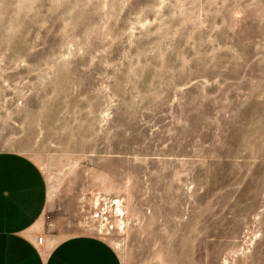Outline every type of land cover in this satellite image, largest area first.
Returning <instances> with one entry per match:
<instances>
[{
    "label": "rangeland",
    "instance_id": "374dc122",
    "mask_svg": "<svg viewBox=\"0 0 264 264\" xmlns=\"http://www.w3.org/2000/svg\"><path fill=\"white\" fill-rule=\"evenodd\" d=\"M2 153L72 264H264V0H0Z\"/></svg>",
    "mask_w": 264,
    "mask_h": 264
},
{
    "label": "crops",
    "instance_id": "0c3cea01",
    "mask_svg": "<svg viewBox=\"0 0 264 264\" xmlns=\"http://www.w3.org/2000/svg\"><path fill=\"white\" fill-rule=\"evenodd\" d=\"M46 196L40 170L20 154H0V264H72L69 237L37 242Z\"/></svg>",
    "mask_w": 264,
    "mask_h": 264
},
{
    "label": "bare ground",
    "instance_id": "6f19581e",
    "mask_svg": "<svg viewBox=\"0 0 264 264\" xmlns=\"http://www.w3.org/2000/svg\"><path fill=\"white\" fill-rule=\"evenodd\" d=\"M99 196V195H98ZM99 203V198H95L94 200H93V205L94 206H96L97 204ZM114 205H115V211H116V213L119 215V219H118V224L120 225V226H123V223H124V221H123V215H124V213H123V208H122V205H121V201L119 200V199H116L115 200V202H114ZM125 212V211H124ZM100 230V229H99Z\"/></svg>",
    "mask_w": 264,
    "mask_h": 264
},
{
    "label": "built area",
    "instance_id": "2783aa9c",
    "mask_svg": "<svg viewBox=\"0 0 264 264\" xmlns=\"http://www.w3.org/2000/svg\"><path fill=\"white\" fill-rule=\"evenodd\" d=\"M37 242L39 243V244H41L42 242H43V236H38L37 237Z\"/></svg>",
    "mask_w": 264,
    "mask_h": 264
}]
</instances>
